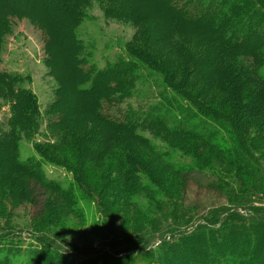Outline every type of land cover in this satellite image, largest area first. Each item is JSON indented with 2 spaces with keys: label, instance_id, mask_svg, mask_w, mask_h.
I'll return each mask as SVG.
<instances>
[{
  "label": "trees",
  "instance_id": "16d2710c",
  "mask_svg": "<svg viewBox=\"0 0 264 264\" xmlns=\"http://www.w3.org/2000/svg\"><path fill=\"white\" fill-rule=\"evenodd\" d=\"M17 1L20 6L21 0ZM113 1L118 0H109ZM171 1L181 3L173 20L189 23L183 25L189 29L210 26L202 44L205 52L189 48L187 42L178 46L174 34L164 35L169 48L183 58L177 68L155 51L147 55L126 44L115 61L97 66L98 54L109 49L97 48L78 31L85 20H93L81 11L89 0H44L48 5L63 4L76 15L70 26L74 44L69 49L67 85L60 81L56 100L46 113L47 130L60 136L55 147L69 149L72 161L51 159L50 149L56 148L37 145L36 157H20L19 135L33 144L30 135L38 130L39 111L31 91L23 89L26 78L17 73L0 72L5 96L19 97L6 122L9 135L2 134L0 146L9 151L12 175L40 184L90 233L113 241L104 250L77 249L40 228L23 235L22 230L3 224L0 264H177L183 260L264 264V0H198L205 10L198 16L190 15V0ZM115 10L127 16V9ZM14 12L23 15L19 9H0V54ZM140 12L139 18L144 16ZM219 52L228 53L231 61L218 60ZM238 56L245 62H238ZM204 66L210 70L204 72ZM149 79L155 86L148 87L146 100L151 95L160 101L146 105L140 101L145 108L132 107L127 99ZM64 86L69 92L63 96ZM212 90L224 95V104L229 105L226 114L207 105ZM83 117H89L88 125L80 121ZM208 151L217 157H201ZM44 164L64 170L70 177L66 184L46 179ZM102 165L108 174L122 175L112 180L114 194L104 188L96 195L90 185L109 186L110 178L94 177ZM166 172L183 181H197L227 203L205 210L173 203L160 177ZM228 175L234 183L225 181ZM246 189L253 195L248 202H239ZM117 207L134 211L142 224L119 223L112 216Z\"/></svg>",
  "mask_w": 264,
  "mask_h": 264
},
{
  "label": "rangeland",
  "instance_id": "374dc122",
  "mask_svg": "<svg viewBox=\"0 0 264 264\" xmlns=\"http://www.w3.org/2000/svg\"><path fill=\"white\" fill-rule=\"evenodd\" d=\"M122 1L123 4H121ZM122 1L89 0L81 8V11L84 13L87 12L88 16L93 19L90 22L85 20L83 24H80L78 31L82 39L87 40L89 38L95 42L97 48L109 49L107 53L98 54V58L96 59L97 66L103 67L107 62L115 61L117 56L121 53L123 54V47L126 44L137 52L141 51L147 55L155 51L161 54V58L167 64L177 68L180 62L183 61V58L169 48L168 43L164 40L165 34H174L178 46L181 44L186 45L185 42H187L189 48L205 52V47H202V44L207 41V27L210 28V26L206 24L203 25V27H206L204 29L198 26L189 29L183 26L189 23L182 25L173 20L174 16L177 17L175 15V12H177L176 8L181 3L178 5L171 0ZM190 4L187 9L192 16H195V14L198 16L205 11L203 9L204 6H199L198 0H190ZM127 6L130 7L129 10ZM5 8L19 9L23 15L14 12V18L10 19L11 32L6 39L3 38L1 44L0 72L17 73L24 76L26 80L22 84L23 89L31 91L39 111L38 130L30 135L33 137V144L31 141L27 142L21 138L23 136L22 133L19 135L21 139V146L19 147L20 157L25 159L27 157L37 156L33 151L35 145L48 150V148L55 147V143L59 141L60 136L55 137L53 132L47 130L50 118L46 117V113L56 100L58 89L61 87L60 81L65 82V86L67 85L71 59L69 49L74 44L70 40V26L75 23L76 15L69 13L63 4H58L57 2L53 4L52 2L48 5L44 0H21L20 6L17 0H0V9ZM115 9H118L119 12L122 9H127L125 13L127 16H121ZM137 10L138 12L139 10L141 11L139 15L144 16L139 18L137 16ZM112 14L117 15L119 19L113 18ZM34 17L45 21L47 26H40ZM141 20L142 22H139ZM68 26L69 29H67ZM49 41L52 42L49 43ZM108 45L112 47L108 48ZM217 57L218 60L225 61V63L228 60L231 61L229 58L231 56L226 52H219ZM242 61L245 62L242 57L238 56V62ZM202 69L204 72L210 70L205 66ZM150 84L154 88L153 81L149 79L146 85L139 86L138 90L127 99V103L135 108L138 105L145 108V105L148 103L159 102L160 100L157 97H151V95H148L150 99L146 100V94H148ZM65 86L63 87L64 91L62 95H66L69 92ZM5 95L6 93L0 89V139H3L2 134L9 135V125L6 122L11 118L12 109L17 103L16 99L19 98L6 97ZM4 97L5 99H3ZM208 98H206L208 106L225 114L228 112L229 105L224 104L226 100L221 92L212 90V97ZM140 101L144 102L145 105L143 106ZM73 102L74 99L71 103ZM230 104L233 105L234 103L232 102ZM64 113H61L62 117ZM80 121L88 125L90 119L89 117H83L80 118ZM53 122H56V117L53 118ZM49 144H54V146ZM55 148L56 150L53 152L50 149V153L52 154L51 159H56L61 163H69L72 161L70 157L71 152L68 151L69 149H63L61 147ZM139 151L142 152L141 149ZM203 155H208L211 159L217 157L213 151L202 153L201 157L208 160ZM104 167L102 165L100 168H97L94 177L98 179L100 177L99 175L102 174L105 178H110L108 182L109 186H105L104 183L99 182L90 184L96 195H99L97 191L103 190L104 188L107 189L108 193L114 194L112 180L115 178L118 180V177L122 176L118 171L108 174L107 169H104ZM10 168L11 157L9 156V151L6 149V146L1 145L0 225L6 224L16 230H22L23 235L30 228H40L46 232L55 234L64 240L65 243L77 249L104 250L113 241L103 236L90 233L88 231L89 228L84 226L74 213L63 207L61 201L59 202L53 196V193L44 189L33 180H29L23 176H17V174L12 175ZM43 172L46 179L56 182L66 184L67 179L70 178L64 170L50 164L43 165ZM10 177L13 178L14 183H10ZM160 177L162 182L168 185V194H170L171 201L175 204L205 210L227 203L222 196L206 190L195 180L183 181L175 178L174 175L168 172L165 175L162 173ZM225 177L226 182L234 183L233 176L228 175ZM119 191H121L120 188ZM249 194L253 195V192L246 189L242 197H238V201L243 203L248 202ZM139 197L142 198L145 195H139ZM151 202H156V200L153 199ZM158 205L166 210V207L160 203ZM119 208H115L112 214L119 223L125 221L127 224H142L139 216L134 211ZM22 247H26V245L23 243ZM203 259L205 261V258ZM176 262L177 264H186L184 260Z\"/></svg>",
  "mask_w": 264,
  "mask_h": 264
}]
</instances>
